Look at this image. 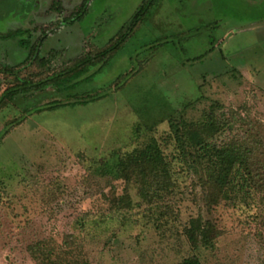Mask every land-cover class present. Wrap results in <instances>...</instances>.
<instances>
[{
    "label": "rangeland",
    "instance_id": "obj_1",
    "mask_svg": "<svg viewBox=\"0 0 264 264\" xmlns=\"http://www.w3.org/2000/svg\"><path fill=\"white\" fill-rule=\"evenodd\" d=\"M146 0H0V65L31 47L43 79L106 48ZM75 88L51 85L0 107V264H38L30 247H79L89 264H264V0H153L123 47ZM14 77L0 75V96ZM217 108L228 126L214 139L245 150L249 195L209 206L201 165L170 124ZM156 141L172 165L170 193L143 199L115 176L119 161ZM243 180L240 179V182ZM206 192V193H205ZM129 194L132 207L113 203ZM233 196L232 200L231 197ZM202 220L213 248L190 247ZM78 248V249H79Z\"/></svg>",
    "mask_w": 264,
    "mask_h": 264
},
{
    "label": "trees",
    "instance_id": "obj_2",
    "mask_svg": "<svg viewBox=\"0 0 264 264\" xmlns=\"http://www.w3.org/2000/svg\"><path fill=\"white\" fill-rule=\"evenodd\" d=\"M146 0L140 9L135 13L132 20L123 28L121 33L106 48L88 53L78 61L74 62L66 69L47 76L43 79L34 80L31 77H24L23 72H29L37 66L46 67L48 62L41 56V49L46 38L52 32L59 30L61 23L50 31H43V36L31 47L26 61L18 66H1L0 75L4 77H14L16 84L8 87L0 96V107L3 102L11 103L18 95H25L43 90L44 88L56 85L59 88L66 86L68 89L75 88L80 82L92 78L90 70L93 66L104 63L112 55L119 51L126 41L131 37L140 22L143 20L149 3ZM155 0H153L154 3ZM90 0H84L83 5L77 13L72 14L70 22L81 19L87 10ZM175 138L181 147L183 159L187 156H194L202 170L201 186L207 189L206 201L211 207L218 205L221 200L234 195L238 199V194L242 193L239 200H245L249 195L250 180L245 172L240 168L246 165L245 150L238 143H228L218 145L214 143L215 137L229 125L224 119H220L217 108L212 109L198 122H187L181 119L180 122L170 121ZM115 176L118 180H123L127 186L137 183L140 186V194L143 199L151 202L154 196L163 193H170L174 186L172 179V165L168 162L160 146L153 141L144 149L135 151L121 159L115 168ZM240 179L243 181L240 182ZM233 196L231 197V199ZM232 199V200H234ZM116 208L128 209L132 207V200L127 193L113 203ZM206 226L200 219H193L185 230L186 239L195 250L213 248L214 243L209 238L204 228ZM74 243L67 244L63 252L56 253L57 250L45 243H38L30 247V253L38 264H89L80 257V248ZM180 264H203L199 255L185 259Z\"/></svg>",
    "mask_w": 264,
    "mask_h": 264
}]
</instances>
